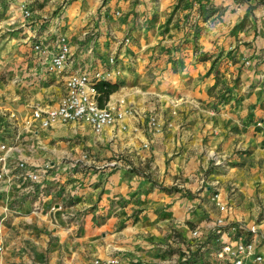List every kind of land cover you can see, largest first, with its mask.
I'll use <instances>...</instances> for the list:
<instances>
[{"label": "crops", "instance_id": "crops-1", "mask_svg": "<svg viewBox=\"0 0 264 264\" xmlns=\"http://www.w3.org/2000/svg\"><path fill=\"white\" fill-rule=\"evenodd\" d=\"M62 1L28 0L32 17L25 21L19 0H0V28L21 23L17 52L9 55L12 80L0 86V104L20 120L35 104L56 105L62 81L43 79V58L31 45L39 40L54 50L56 35L63 34L74 53L73 71L116 57L121 72L111 84L119 89L109 101L128 110L100 136L79 129V139L90 137L86 145L96 162L77 170L78 198L57 200L60 209L48 213L9 218L0 263L6 254L4 264H167L178 251L177 238L189 239L195 228L209 234L218 218L253 227L264 253V0H105L102 7L101 0H88V12L82 0H66L64 12L48 20ZM198 7L206 13L200 20ZM84 27L95 32L88 41ZM126 37L130 43L123 46ZM17 90L36 91L29 110L20 106ZM152 114L155 131L148 124ZM67 133L49 132L44 141ZM212 154L221 164L213 166ZM212 182L231 213L211 202L213 188L204 184Z\"/></svg>", "mask_w": 264, "mask_h": 264}, {"label": "built area", "instance_id": "built-area-1", "mask_svg": "<svg viewBox=\"0 0 264 264\" xmlns=\"http://www.w3.org/2000/svg\"><path fill=\"white\" fill-rule=\"evenodd\" d=\"M19 1L22 19L30 21L32 16L28 0ZM94 33L84 32L83 38L86 35L93 38ZM55 39L54 50H49L39 40L32 43L31 50L34 55L43 58V61L40 60L44 68L43 79L52 77L62 81L63 94L56 105L35 104L29 115L20 120L14 110L0 104V254L5 249L3 231L9 218L48 213L60 209V206H56L57 200L73 203L78 198L76 173L83 169L82 161L85 158L80 148L79 129L87 128L94 136H100L106 128L116 126L127 114V110L120 111L111 103L110 98L104 107L98 105L95 85L98 82L111 83L120 75L116 57L110 56L99 62L95 69L82 67L73 71L74 53L68 38L58 34ZM129 43L128 37L122 42L123 46ZM261 82L264 83V76ZM148 124L151 131L157 130L154 117L148 118ZM62 128L69 130L71 137H77L78 147L73 145L69 150L77 155L73 157L72 153H62L55 159H43L46 152L45 146H39L41 132H54ZM211 161L216 166L223 159L212 154ZM115 165L112 162L105 164L106 167ZM204 185V189L213 188L210 200L218 211L231 213L232 206L220 201L217 184ZM208 232L202 234L200 228L191 230L179 261L188 262L190 254L197 247L205 250L206 247L199 246L203 243L202 237L206 240L212 236L213 255L219 264H264V253L258 251L259 243L254 239L257 232L253 227L246 229L239 223L225 225L223 218H218L208 225ZM95 264H100V261L96 260ZM103 264H118V260L109 259Z\"/></svg>", "mask_w": 264, "mask_h": 264}, {"label": "rangeland", "instance_id": "rangeland-1", "mask_svg": "<svg viewBox=\"0 0 264 264\" xmlns=\"http://www.w3.org/2000/svg\"><path fill=\"white\" fill-rule=\"evenodd\" d=\"M66 0H63L60 4H58V6L56 7V9L54 11H52L50 14H48V17H46L48 20L54 18V16L58 13L56 11H62L64 12V8L67 3H65ZM102 1V4H101V7L104 6V1L105 0H101ZM70 3L73 2V1H69ZM88 0H82V5L83 6H86V8L84 9L85 12H88L91 8V6H88ZM37 1H34V6H35V10L36 8L38 10H40L42 8V5L39 4V5H36ZM59 9V10H58ZM199 11L196 10V14H194V16L196 15V20H200V17H203V16H206V13L205 11H202L201 7H198ZM206 10V9H204ZM83 12V11H82ZM81 12V13H82ZM13 14H11L10 16H12ZM116 15V14H115ZM221 14L219 13L217 16H216V19L219 21V16ZM37 17V15H34ZM89 15H87L86 18H88ZM118 17V16H116ZM4 18L3 15H1V19ZM193 18V17H192ZM14 20H16V18H14ZM21 20V18H20ZM44 20V19H43ZM93 20V19H92ZM190 21L191 20V17L189 16L187 21ZM18 21L16 20L15 23L13 24H9V25H6L4 23V25L0 28V86L2 87H8L10 86V83H11V80L12 78L10 77V70L13 69V65H12V61L11 59L9 58V55L12 54V53H15L17 51H15V36H16V33H18L19 31L17 30L19 28V26L21 25V23H17ZM88 28L84 27L82 29V32H85L87 31L89 34L91 33V31L93 32V30H87ZM85 39L88 41L91 39V36L90 35H86ZM123 41V40H122ZM3 55V56H2ZM24 68V66H23ZM20 76L22 75V73L24 72V69H21L20 71ZM24 74V73H23ZM219 86H224V84H219ZM18 93V96L21 97V102L19 103L20 106H24L26 107V111L29 110L28 109V102L30 101H33L35 98L33 97V95H37V94H34L36 93V91L34 90H17L16 91ZM229 94L228 95H223V98L221 96L220 98V102L223 103V101H225L227 98H229ZM216 100L219 99V96L215 98ZM22 110H25V109H21ZM128 110V109H127ZM27 113V112H26ZM148 117H154V114H152L151 116H148ZM156 119V117H154ZM69 132V130H67ZM43 134V135H42ZM40 137L41 139V144L39 145L40 147L42 146H45L46 144H49L50 145V150L51 152H49L47 154V147H45V150L44 152H46V154L43 156V159H55V157H57L58 155L62 154L60 152H64L65 150H67V152H69V150L73 147V145H76L78 147V144L79 142H77V137H71L68 133L66 136H63V137H57V134L55 135V137H53V139H49L50 141L45 142V138H47V135L46 134H49V132L47 131H44V133H42ZM83 137V136H82ZM82 137L80 138L82 141H80V148L82 150V156H85V158H83V161H82V165H83V168H88L89 166H92L93 165V161H94V164L96 162V160L93 157V155L95 154V152L93 151L92 147H89V145H86V144H90V137L89 136H84L83 139ZM44 142H43V141ZM74 143V144H73ZM212 162V161H211ZM215 166V165H213ZM69 204V203H68ZM73 214V213H71ZM37 219V218H36ZM71 220H73V218L71 217L70 218ZM70 224H67L70 228L71 226L73 225L72 222H68ZM7 225H9L10 227L13 225L12 223V219L7 221ZM30 224H25V223H21L20 226H22L23 228L24 227H27L29 226ZM31 226V225H30ZM35 226V222L33 223V226ZM59 227V225H57ZM8 227V226H7ZM61 231V229H60ZM63 231V230H62ZM205 237L203 236L202 237V240H203V243L200 244L199 246H202L203 248L206 247L205 250H201L199 247H197L196 249L193 250V252L190 254V258L188 260V262H181L179 261V258H180V255L183 253V251L185 250V241L187 240H182V239H179L177 238L175 240V244L177 243L176 245V250L178 249L177 252H174L176 253L174 256H172L171 254L168 255L169 258L167 259V264H219L215 258H214V255H213V246H214V238L212 236H208L207 239L205 240L204 239ZM5 255H3V259L1 261L0 264H4L5 261H6V258H5ZM35 258L36 260H39L41 261V257L39 256H36L35 255ZM94 262V260H93ZM93 264V263H92ZM95 264V263H94ZM153 264H157V263H153Z\"/></svg>", "mask_w": 264, "mask_h": 264}, {"label": "trees", "instance_id": "trees-1", "mask_svg": "<svg viewBox=\"0 0 264 264\" xmlns=\"http://www.w3.org/2000/svg\"><path fill=\"white\" fill-rule=\"evenodd\" d=\"M244 19L241 20L237 25L233 27V29L239 28ZM96 91L98 93V105L99 107H104L105 104L108 102L109 97L114 94L115 92L118 91L119 85L118 84H111V83H106V82H98L95 85Z\"/></svg>", "mask_w": 264, "mask_h": 264}]
</instances>
